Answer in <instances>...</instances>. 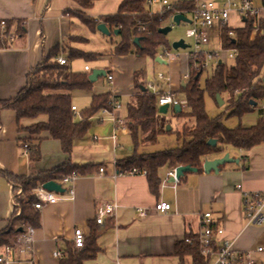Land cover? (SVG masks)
Segmentation results:
<instances>
[{
  "label": "crops",
  "instance_id": "1",
  "mask_svg": "<svg viewBox=\"0 0 264 264\" xmlns=\"http://www.w3.org/2000/svg\"><path fill=\"white\" fill-rule=\"evenodd\" d=\"M122 2H99L86 15L96 20L113 16ZM77 10L78 7L71 0H0V22L20 21L27 34L25 37L16 34L11 47L0 51V102L16 99L27 86L28 73L56 47L64 45L84 51L81 48L84 43L69 41L83 38L75 34L79 23L84 25L80 19L72 16ZM261 11L264 22V9ZM163 63L160 64L165 65ZM86 67L89 66H79L74 72H83ZM101 69L104 67H99L98 71ZM150 69L149 65L143 72L145 82L150 78ZM110 71L105 72L106 77L102 78L106 82L107 76H113V71ZM90 72L94 70L90 68ZM122 78L114 77L112 83L107 82V85H111L109 94L99 85L95 86L93 92H73V107L82 112L90 107L94 96L115 95L120 102L125 97L130 99L138 93L135 77L134 82L127 85L118 80ZM140 84L141 90L144 89L145 83ZM250 116L258 118V111L247 115ZM81 118L77 121L80 122ZM94 119L96 117L89 119L91 127L84 138L75 142L72 155L63 153L60 141L45 139L40 145L42 158L33 165L20 141L29 139L30 135L22 130L38 123H48V119H23L18 124L13 111L4 110L1 114L0 233L10 225L17 205L16 198L19 197L10 177L2 172L11 173L19 179L36 178L68 162L87 171L72 184L75 189L73 198L68 193L59 195V203L47 205L39 211L41 225L35 230L33 259L15 250L8 256V264H61L55 254H65L69 243H73L77 229L84 232L86 241L95 234L99 235L95 240L98 254L84 264H192L190 259L178 257L175 247L190 236L198 238L202 218L209 213L214 225L224 231L220 240L233 243L235 253H250L258 264H264V225H246L242 195L246 192H264V143L248 152L239 150L236 156L231 157L238 163L222 167L218 174L188 173L175 181L169 176L172 170L161 168L159 177L162 184L158 196H155L145 174L124 175L117 167L118 162H127L134 156L132 148L128 151L125 149L132 140L128 129L117 132L118 148L115 149L110 138L114 131L113 123H109V126L99 125ZM255 125L248 124L244 128ZM139 137L141 141L137 155L161 152H155V143H151L144 133ZM175 141L178 142L176 137ZM177 144L179 146V142ZM220 158L223 157L218 156L211 161ZM102 168L105 169L104 175L99 174ZM239 186L242 191L238 190ZM158 201L170 204L172 211L169 214L155 212ZM105 203L118 205L117 216L113 220L106 219L103 227L97 226L98 208ZM139 209L146 210L147 216L141 218L137 212ZM259 249H263V252L258 253Z\"/></svg>",
  "mask_w": 264,
  "mask_h": 264
},
{
  "label": "trees",
  "instance_id": "2",
  "mask_svg": "<svg viewBox=\"0 0 264 264\" xmlns=\"http://www.w3.org/2000/svg\"><path fill=\"white\" fill-rule=\"evenodd\" d=\"M103 1L106 0H71L78 7L76 14H80V21L90 32L97 33V27L101 23L106 25L112 35L118 32L119 42L114 46L115 56L123 57L135 51L138 57L146 56L156 59L159 49L167 46L165 37L160 34V29L163 22L168 21L172 14H166L165 19L158 16L150 18L146 9L147 0H122L117 13L113 16L98 20L87 17L86 12L91 11L97 3ZM262 3L264 8V0ZM183 7H186V4H183ZM4 22V26L3 21L0 22V51L11 47L12 33L19 37L27 35L22 22ZM138 22L146 24V33L137 34L134 27ZM260 24L261 28L254 36L252 21H248L244 29L232 31L226 28L221 31L220 40L223 49L225 51L235 49L236 60L230 67L224 63L218 64L213 72L214 75L206 81L204 89L200 84L204 72H195L190 65L191 79L183 83L180 89L189 108L180 114L174 111V116L179 123L174 128L171 127L169 132L162 131L163 134L173 133L178 137L179 146L175 149L153 155H137L141 133L150 138L151 143H155L158 138L157 115L160 106H158V96H154L149 91H141L142 85L138 77H135V88L138 93L132 96L127 104L125 120L129 136L134 142L132 149L134 156L127 162L117 163L122 173L134 169L145 170L150 189L155 196H158L162 184L159 177L161 168L168 167L173 171L180 167H191L197 170V173L203 174L204 162L223 156L227 147L248 152L254 147L263 145L264 117L259 109L264 100V33L262 34L264 27L262 23ZM231 32H234L233 38L230 37ZM138 39L139 44L135 46L134 42ZM69 41L87 42L80 37ZM63 54L68 63L65 66L57 62ZM97 59L96 53H87L70 46H58L43 59L40 65L28 73L27 86L16 99L0 102V131L3 127L1 114L4 110L13 111L18 124L23 119L32 121L40 117L48 119V123H38L32 128L22 130L30 135L29 139L20 141L23 148H28L27 156L33 165L42 158L40 145L45 139L60 141L63 153L72 155L75 142L84 138L91 127L89 119L95 117L102 108L109 107L110 95L94 96L90 107L81 112L80 122L73 113V92H90L94 84L90 82L92 72L76 73L72 70V64L78 60L92 63ZM206 94L216 103L217 96H220L223 101V95H227V109L231 111L229 117L236 116L242 119L258 111L257 124L247 129L242 126L228 129L223 119L220 117L211 119L207 115ZM211 141L217 142L215 148L208 145ZM2 173L10 177L16 190L22 186L24 193H28L38 185L62 180L73 173L82 176L87 171L68 162L36 178L19 179L11 173ZM24 199V195L16 198L17 207L14 209L10 225L6 231L0 233V251L13 247L16 237L23 234L26 226L37 230L41 225L40 212L34 210V201L30 199L26 202ZM98 236L95 234L87 240L82 251H77L73 243H69L67 251L60 258L61 264H84L94 259L99 252L95 245ZM188 242L191 243L188 244ZM217 251V248H214V253ZM175 254L183 260L190 259L192 264H212L213 262V257L201 255V244L195 236H190L183 243H178Z\"/></svg>",
  "mask_w": 264,
  "mask_h": 264
},
{
  "label": "built area",
  "instance_id": "3",
  "mask_svg": "<svg viewBox=\"0 0 264 264\" xmlns=\"http://www.w3.org/2000/svg\"><path fill=\"white\" fill-rule=\"evenodd\" d=\"M183 4H186V7H183ZM146 9L150 18L158 16L161 19H165L166 14H172L168 21L163 22V24L170 22L169 27L171 30L177 27L174 22V18L176 16H185L189 19V30L187 31L186 36L193 42V44H195V49L186 57V59H188L189 67L192 65V69L198 73L205 72L211 64H214L215 61H219L220 59L216 53L210 54L204 52V48L210 45L209 43L212 40V33L216 29L220 35L221 31L226 28L235 31L236 29L231 28V21L233 18H236L238 22L242 24V29H244L245 24L248 21H252V27L254 29L253 36L260 30V23H262L264 27L262 12L260 9L258 10L254 7V0H147ZM2 25L4 26L5 22H3ZM146 28V24L141 22H138L134 27L137 34L140 35L147 32ZM263 33L264 31H262V34ZM230 37H234V32L230 33ZM15 38L16 34L12 33L11 41ZM159 50L161 54L158 58L160 60L169 62L175 59L170 53L171 50L168 51L163 48H160ZM227 53V58H229L228 60H236L237 51L235 49H231L230 51H227ZM57 62L61 66L68 65L64 57L58 58ZM85 71L90 72V68L86 67ZM191 76L190 68V71L185 74L184 79L188 81L191 79ZM113 81L114 77L112 75L107 76L108 84ZM165 82L169 83L163 75H160L156 82H147L144 85V89L145 91L151 92L154 96H158V106H169L170 109L171 107L175 109L179 106L182 111H186L189 108L187 101H181L174 92L166 93L163 86H161ZM72 109L73 113L76 117H78V109L74 107ZM122 109L123 107L119 99L115 95H110L109 107L102 108L100 112L96 114V120L98 123L104 124L105 120L113 123L114 131L110 138L113 141L115 149L118 148L117 132L121 129L126 130V122L116 119L114 114L117 110ZM259 111L264 117V100L262 101ZM27 151L28 148L25 147V154H27ZM99 174L104 175L105 169H100ZM123 174L147 175V172L145 170L140 171L134 169ZM169 176L176 181V169H174ZM78 178L79 175L77 173H73L62 180L53 182L60 185L66 191V194L68 193V195L73 198L75 196V189L72 184ZM67 186H70V188H66ZM238 190L242 191V187L239 186ZM21 195L25 196L24 200L26 202H29L30 199L34 201V210L36 211H41L47 205L52 206L60 202L58 198L59 194L48 192L44 189V184L38 185L28 193H24V189L21 186V188L18 189L17 196L20 197ZM242 195L246 225H264V192H246ZM117 209L118 205L114 203H105L100 206L98 208V215L96 217L95 224L103 227L106 219L113 220L117 216ZM154 211L158 214H169L172 211V206L164 201H158ZM137 212L141 218L146 217L148 214L144 209H139ZM200 226H202V230L200 236L198 237V241H200L201 244V255L204 257L216 256L212 264H258V262L253 259V255L250 253H235L233 251V243L220 240L224 231L214 225L212 221V214H204ZM35 235V229L30 226H26L23 230V234L16 237L13 247L3 249L0 254V264H8L7 258L12 255L15 250L19 251L22 255H27L33 259V244L35 242ZM85 242L86 236L84 232L77 229L73 238V245L75 246V249L77 251H82L86 246ZM190 243L191 242H188V244ZM214 248H217L218 250L216 253H214ZM262 252L263 249L258 250V253ZM55 257L62 258V255L60 253H56Z\"/></svg>",
  "mask_w": 264,
  "mask_h": 264
},
{
  "label": "rangeland",
  "instance_id": "4",
  "mask_svg": "<svg viewBox=\"0 0 264 264\" xmlns=\"http://www.w3.org/2000/svg\"><path fill=\"white\" fill-rule=\"evenodd\" d=\"M116 1V0H115ZM254 7L256 9L263 10V3L262 0H254ZM77 12V11H76ZM262 12V11H261ZM72 16L76 19L81 18L79 13H74ZM170 25V22L164 23L163 28H168ZM231 28H234L236 30L242 29V24L237 21V19L234 18ZM189 30V25L187 24H181L179 27H175L172 29V32L168 34L167 37H165V42L167 46L162 47L166 50H171L170 53L174 56L175 59L167 62L163 61L165 65H162L157 62L156 59H158V56L161 54L160 50L157 54L156 59H151L146 56H136L135 51L131 54L123 57H117L114 55V46L116 43L119 42V37L112 35L111 37H105L101 34H91L89 32L88 28L84 25H81L79 23V26L76 29V35L83 37L87 40L86 43L81 45V48L84 51H87L88 53H96L98 55V59L96 61H93L92 63H86L83 60H78L72 64V70L77 71L79 66L84 67L85 65H88L92 71L93 70H99V67H104V69H101L102 71L109 73L110 70L113 71V76L117 79L118 77H124L122 79H118L121 81V83H132L134 82V77H138L140 83L146 84L147 82H156V80L160 77V75H163L166 80L169 81V83L165 82L163 83V88L166 93L170 92H176L179 99L181 101H184L185 98L181 94V84L187 82L184 77L185 74L189 72V65H188V59L186 57L192 53L195 49V44L187 38L186 34ZM184 41L185 44H187L188 49L184 51H177L175 52L172 49V44L182 42ZM210 45L204 48V52L214 54L216 53L218 57L220 58L219 61H215L214 64H211L207 70L203 73V76L201 78V87L202 89L205 88V83L208 79H210L214 74L216 67L220 63H224V65H227V67H230L234 64L232 60H228V53L225 51L222 47V43L220 40V33L216 29L212 33V40L209 43ZM116 64V66H115ZM151 66V69L149 71L150 78L144 80L143 72L145 71L147 66ZM140 69L138 71L137 68ZM228 69V68H226ZM107 70V71H106ZM111 72V71H110ZM137 72V73H136ZM117 80V81H118ZM162 84V83H161ZM99 85L100 88H104L107 91L106 93L109 94L111 85H107L106 80L100 79L97 83L94 84L92 90L90 92H93L95 89V86ZM132 89L134 90V86L132 85ZM105 96V95H104ZM93 100V99H92ZM223 101L226 104L225 106L221 107L219 104H217L208 94L205 96V104H206V112L207 115L211 119H216L217 117H220L223 119L226 127L228 129H236L240 126L244 127L248 124H257L258 118L256 116H250V117H243L242 119H239L236 116L229 117L231 114V111L227 109L228 106V96L223 95ZM130 102V99L125 97V99L121 100V105L123 107L122 110H117L115 112L116 119L123 120L125 122L126 117L125 113L127 112V104ZM260 106V105H259ZM261 108V107H260ZM88 109V108H87ZM160 109V108H159ZM85 110V109H84ZM81 112H79V116L76 118L77 120L80 118ZM97 117V115H95ZM247 117V118H246ZM94 121L98 123L95 119ZM157 121L159 124L158 127V133L159 135L155 144H154V150L157 151H170L172 148H177L178 146V137L171 133V134H163L162 131H167L168 128H174L177 123V119L174 116V108L171 107L169 109L167 115H161L158 113L157 115ZM108 122V123H107ZM111 122L104 121L105 126H109ZM99 124V123H98ZM101 125V123L99 124ZM120 132V131H119ZM98 137V136H97ZM175 137L177 138V141H175ZM100 139H103V137H98ZM134 142L133 139L131 140V143L129 145L125 146V149L128 151L129 148L133 149ZM226 152L223 154L222 157H225L226 155H229L230 158L233 156H236L239 152L238 149L227 147ZM129 154L131 152H128ZM147 155V154H142ZM138 155V156H142Z\"/></svg>",
  "mask_w": 264,
  "mask_h": 264
},
{
  "label": "water",
  "instance_id": "5",
  "mask_svg": "<svg viewBox=\"0 0 264 264\" xmlns=\"http://www.w3.org/2000/svg\"><path fill=\"white\" fill-rule=\"evenodd\" d=\"M174 22H175L177 27L181 26V24H183V23L187 24V25L190 24L189 19H187L185 16H176L174 18ZM97 32H100L105 37H111L112 36L111 31L108 30V28L106 27L105 24H100L97 27ZM170 32H172L170 27L160 29V34L163 35L164 37H167ZM114 35L118 36V32L115 33ZM138 44H139V39L134 42L135 46H138ZM172 49L174 51H184V50L188 49V46H187V44H185L184 41H182V42H178V43L172 44ZM156 60H157L158 63H163V61L160 60L159 58L156 59ZM105 77H106V73L105 72L94 70V72H92V74L90 76V82L92 84H95V83H97L99 81V79H102V78H105ZM141 91L145 92L144 89H142ZM217 103L221 107H223L225 105L224 102L222 101V99L220 98V96H217ZM169 109H170L169 106L160 107L159 113L161 115H167ZM174 111L177 114L182 113V109L179 106L176 107L174 109ZM170 130H171V128L167 129L168 132ZM208 145L210 147L215 148L217 146V142L216 141H211V142L208 143ZM234 162L238 163L236 160H234V159L232 160L229 155H226L225 157L220 158V159L215 160V161H205L204 164H203L204 165L203 171L206 174H212V173L218 174L222 167H224V166H226L228 164H233ZM197 172H198L197 170L192 169L191 167H188V168H183V167L177 168L176 169V181H179L184 175H187L188 173H197ZM44 189L47 190L50 193L54 192V193L59 194V195H64L66 193V191L60 185H57L53 181L44 184Z\"/></svg>",
  "mask_w": 264,
  "mask_h": 264
}]
</instances>
